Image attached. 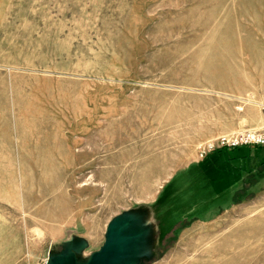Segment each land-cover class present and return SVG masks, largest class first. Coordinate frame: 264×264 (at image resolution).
<instances>
[{"label": "rangeland", "instance_id": "374dc122", "mask_svg": "<svg viewBox=\"0 0 264 264\" xmlns=\"http://www.w3.org/2000/svg\"><path fill=\"white\" fill-rule=\"evenodd\" d=\"M246 130L264 0H0V264H264V146L201 157Z\"/></svg>", "mask_w": 264, "mask_h": 264}, {"label": "built area", "instance_id": "2783aa9c", "mask_svg": "<svg viewBox=\"0 0 264 264\" xmlns=\"http://www.w3.org/2000/svg\"><path fill=\"white\" fill-rule=\"evenodd\" d=\"M257 146H264V130H246L235 133L233 135L220 136L219 138L205 146V148L201 152V157H204L209 152L219 148H239Z\"/></svg>", "mask_w": 264, "mask_h": 264}, {"label": "crops", "instance_id": "0c3cea01", "mask_svg": "<svg viewBox=\"0 0 264 264\" xmlns=\"http://www.w3.org/2000/svg\"><path fill=\"white\" fill-rule=\"evenodd\" d=\"M200 164L201 163L197 164L198 166L195 168H193L194 166H190L187 169L183 170L178 175V180L175 182V185L183 184V186H182L183 193L186 194V192H188V190L192 189L193 186L195 187L196 185L200 186L201 184H203V182L205 181V179H204L205 176H207L213 172L214 167L210 166V164L207 165V167H202V166H200ZM172 186H170V188ZM170 188H168V192L171 190ZM187 195H188V193H187ZM189 196L190 197H187V198H189L190 200H191V197H195L193 193H192V195L189 194ZM189 199H188V201H189ZM161 207L163 210V213H161V215L164 217L165 216L168 217V215H167V213L169 212L168 208H166L164 205ZM184 214L186 215L185 212H184Z\"/></svg>", "mask_w": 264, "mask_h": 264}, {"label": "water", "instance_id": "95a60500", "mask_svg": "<svg viewBox=\"0 0 264 264\" xmlns=\"http://www.w3.org/2000/svg\"><path fill=\"white\" fill-rule=\"evenodd\" d=\"M110 257L109 247H106L104 250L96 254L89 264H108L107 260Z\"/></svg>", "mask_w": 264, "mask_h": 264}]
</instances>
